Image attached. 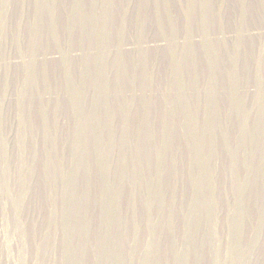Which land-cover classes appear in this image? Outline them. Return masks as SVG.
Here are the masks:
<instances>
[{
  "label": "rangeland",
  "instance_id": "obj_1",
  "mask_svg": "<svg viewBox=\"0 0 264 264\" xmlns=\"http://www.w3.org/2000/svg\"><path fill=\"white\" fill-rule=\"evenodd\" d=\"M0 264H264V0H0Z\"/></svg>",
  "mask_w": 264,
  "mask_h": 264
}]
</instances>
